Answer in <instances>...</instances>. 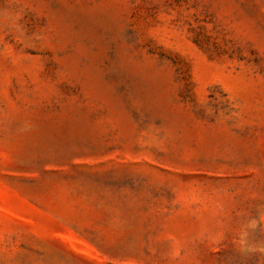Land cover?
<instances>
[{"label": "rangeland", "instance_id": "rangeland-1", "mask_svg": "<svg viewBox=\"0 0 264 264\" xmlns=\"http://www.w3.org/2000/svg\"><path fill=\"white\" fill-rule=\"evenodd\" d=\"M0 264H264V0H0Z\"/></svg>", "mask_w": 264, "mask_h": 264}]
</instances>
